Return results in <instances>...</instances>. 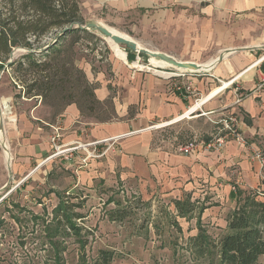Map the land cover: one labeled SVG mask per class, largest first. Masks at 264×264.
I'll list each match as a JSON object with an SVG mask.
<instances>
[{
    "label": "crops",
    "instance_id": "0c3cea01",
    "mask_svg": "<svg viewBox=\"0 0 264 264\" xmlns=\"http://www.w3.org/2000/svg\"><path fill=\"white\" fill-rule=\"evenodd\" d=\"M168 1L98 0L97 5L108 7L105 21L110 22L109 17H118L140 4L141 46L205 65L221 55L212 73L174 76L179 69L145 54L137 61L140 67L134 60L131 64L129 59L118 57L109 59V69L102 65L94 71L89 65L86 74L94 84L96 98L113 103L114 115L107 120L86 118L76 102L51 114L37 96L23 95L18 100V90L5 83L0 106L3 116L5 113L2 130L8 146L0 150V192L9 181L7 196L23 189L27 180L34 179L35 170L50 163L56 128L60 132L58 143L76 147L58 155L75 174L74 187L125 181L138 183L144 193L159 192L175 199L191 194L198 203L205 201L202 223L214 236L224 232L226 216L236 205L232 192L264 189V86L260 87L264 74V29L260 25L264 0H170V7H163ZM154 6L159 7L146 9ZM171 79L191 84L203 96L200 100L207 99L189 112L195 92L174 89ZM216 81L221 86L226 83L225 88L210 96L221 87L212 90ZM222 111L240 117L244 143L231 137L221 151L199 149L186 155L175 150L178 135L169 140L156 136L159 128L186 118L213 119ZM218 132H209L211 138ZM195 137L205 139L200 131L190 139ZM23 187L29 191L28 184Z\"/></svg>",
    "mask_w": 264,
    "mask_h": 264
},
{
    "label": "rangeland",
    "instance_id": "374dc122",
    "mask_svg": "<svg viewBox=\"0 0 264 264\" xmlns=\"http://www.w3.org/2000/svg\"><path fill=\"white\" fill-rule=\"evenodd\" d=\"M80 1L84 19L82 24L103 23L114 33L137 39L140 45V4L130 7L127 13L117 14L118 17H109L110 23L105 21L108 7L97 5L98 0ZM157 7L159 6L146 9L153 10ZM163 7H170V0ZM260 21L264 29V20ZM89 31L90 33L82 35L80 42H76L77 34H69L58 45L66 65L62 69V77H59L63 79L62 86L56 85L44 97L37 96L51 114L58 113L75 99L81 104L82 113L88 119L107 120L114 115L111 100L100 102L90 110L88 97L83 91L84 85L80 87L78 81L79 68L86 74L85 68L89 65L95 71L102 65L108 68L111 57L121 58L107 37L98 31ZM58 32V29H54L47 34L42 46L51 43ZM119 46L126 52L124 60L129 59L131 64L138 61V56L142 57V53L135 52L126 45ZM21 51L25 50L18 48L15 57ZM130 52L136 53L134 61L129 58ZM5 66L7 70L0 78V92L5 83L10 82V86L18 90L16 94L19 100L24 94L22 83L17 79L18 73L12 75L8 64ZM4 67L1 66V69ZM32 77L33 75L30 76ZM216 82L217 86L212 82V90L223 85ZM91 85L94 88V84ZM191 96L192 106L203 97L196 92ZM229 114L228 111H222L213 119L208 116L186 118L157 129L156 136L160 140H169L178 135L179 140L185 142L200 131L205 139L211 138L209 132L218 131L221 127V123H215L214 120L225 118ZM192 115L194 113L187 114ZM1 147L0 145V150ZM60 158L55 156L42 169L35 170L32 176L34 179L23 184L29 185V191H25L22 186L23 189L7 196L10 190V185H7L0 192V221L3 222L0 227V264H53L55 256H60L64 264H104L102 251L111 255L110 262L105 264H203L204 260L194 259L189 249V237L198 230L197 217L180 218L175 209V198L159 192H141L138 183L125 181L114 182L109 186L94 182L74 187L77 178L71 169L62 164ZM23 180L19 184L22 185ZM262 191L264 189L260 190L261 193ZM62 198L71 204L72 212L84 215L82 218H74L79 229L65 228L63 224H58L55 207ZM211 202L215 203L214 200ZM198 205L205 206V201L201 199ZM118 209L124 217L122 220H113L114 211ZM207 229L208 232L213 231L211 228Z\"/></svg>",
    "mask_w": 264,
    "mask_h": 264
},
{
    "label": "trees",
    "instance_id": "16d2710c",
    "mask_svg": "<svg viewBox=\"0 0 264 264\" xmlns=\"http://www.w3.org/2000/svg\"><path fill=\"white\" fill-rule=\"evenodd\" d=\"M77 23H84L80 0H0L1 66L8 64L12 75L18 73L17 79L22 83L24 95L44 97L56 85L62 86L63 79L59 77L66 65L61 58L59 43L69 34H77L76 42H80L83 34L90 33L88 29L77 27ZM69 26L72 27L57 37L62 29ZM54 29L59 31L54 40L42 46L44 37ZM16 48L25 51L19 52L8 63ZM135 55V52H130L129 58L133 60ZM78 73L80 87L84 85L88 108L92 110L100 103L96 98L95 87L82 68L78 69ZM70 102L78 104L75 99ZM78 105L81 108V104ZM231 195L236 205L226 216L224 232L215 236L208 232L201 221L206 206H199L198 199H193L191 194L174 200L179 217L189 219L195 216L198 220V232L189 237V249L194 259L204 260L203 264H264V192L238 189ZM71 208V204L62 198L55 207V215L58 224L76 230L79 226L74 218H82L84 215L72 212ZM114 213L113 220L123 219L124 215L119 209ZM2 223L1 220L0 227ZM179 229L182 230L180 226ZM102 252L103 263L110 262V253ZM60 258L55 256L53 264H64Z\"/></svg>",
    "mask_w": 264,
    "mask_h": 264
},
{
    "label": "built area",
    "instance_id": "2783aa9c",
    "mask_svg": "<svg viewBox=\"0 0 264 264\" xmlns=\"http://www.w3.org/2000/svg\"><path fill=\"white\" fill-rule=\"evenodd\" d=\"M138 61L140 60V57L138 56ZM174 76L183 77L187 73L184 71H178L173 73ZM173 76V75H172ZM169 76V77H172ZM172 80V87L174 89H184L188 93H194L195 89L191 84H184L179 80L171 79ZM264 86V74L261 76L260 80V87ZM215 123H221V127L218 128L219 132L213 136L210 139H203V138H197L187 140L185 142H177L175 144V150L178 153L181 154H192L194 152H197L199 149H203L205 151H221L226 146L228 140L231 137H236L238 141L244 143L245 138L240 134V124L241 119L240 117L235 113H230L225 118H221L218 120H214ZM55 134L52 137V143L54 144V153L49 157H54L58 155H63L66 152L72 151L76 147H64L62 144L58 143V138L60 137V132L58 128L55 129ZM80 146V144L77 145V147ZM91 155L98 156L100 154L91 152ZM258 157L262 158L263 155L258 153Z\"/></svg>",
    "mask_w": 264,
    "mask_h": 264
},
{
    "label": "water",
    "instance_id": "95a60500",
    "mask_svg": "<svg viewBox=\"0 0 264 264\" xmlns=\"http://www.w3.org/2000/svg\"><path fill=\"white\" fill-rule=\"evenodd\" d=\"M76 26L80 27V28H83V29H88V30H91V31H98V32L102 33L105 37H110L118 45L123 44V45H126L127 47H129L131 50H133L135 52L148 55V56H150L152 58H159V59L171 64L172 66L176 67L180 71H184L186 73H202V74L212 73L215 64L218 61H220V59L222 58V56L219 55L215 59L211 60L206 65L205 64L196 63V62H193V61H182V60H178L174 56H172L170 54H167L165 52H161V51H158V50H151L149 48L140 46L139 43L136 40H134L132 38H128V37H126V36H124L122 34H119V33H114L107 25H105L103 23H98V22H88L86 24L77 23ZM71 27L72 26H69V27H66V28L62 29L58 33L57 37L59 35H62L63 33H65ZM237 49L238 48H234L232 50H237ZM17 50H18V48H16L14 50V52L11 54V58H10L8 63L13 61ZM5 68H6V66L0 71V78H1L2 74L4 73ZM3 125H4V116H3V113H2V110H1V106H0V130L3 129ZM0 145L7 150V147H6L5 143H1L0 142ZM10 173H11V169H10ZM9 182L4 187L9 185Z\"/></svg>",
    "mask_w": 264,
    "mask_h": 264
},
{
    "label": "bare ground",
    "instance_id": "6f19581e",
    "mask_svg": "<svg viewBox=\"0 0 264 264\" xmlns=\"http://www.w3.org/2000/svg\"><path fill=\"white\" fill-rule=\"evenodd\" d=\"M107 39H108V41H110V43L112 44V46H113V48H114V50H115V52H116V54L119 56V57H121L122 59H126V52L117 44V43H115V41L114 40H112L110 37H107ZM141 46V45H140ZM155 59V58H154ZM153 60V59H152ZM159 62V61H158ZM161 63H165V61H163V62H161ZM135 64H136V67H137V65L139 64L138 62H135ZM167 64V63H166ZM135 66V65H134ZM140 66H142V65H140L139 64V67ZM162 66V65H161ZM225 85H226V83L224 84V86H221V87H219L217 90H215L213 93H212V95H210V96H213L214 94H216L217 92H219L220 90H222L223 88H225ZM205 99H207V98H204L203 100H200V101H198L196 104H194L192 107H191V109H190V111L189 112H193L194 110H196L197 108H199V106L204 102V100ZM187 114H189V113H187ZM4 116H5V113H4ZM0 142L1 143H6L5 145L6 146H8V143L6 142V136H5V133H4V131L3 130H0ZM6 152V151H5ZM9 160V159H8ZM10 162V161H9ZM9 164V163H8Z\"/></svg>",
    "mask_w": 264,
    "mask_h": 264
}]
</instances>
